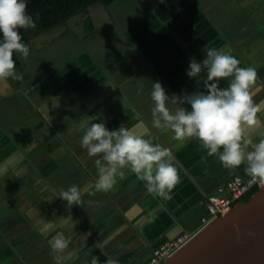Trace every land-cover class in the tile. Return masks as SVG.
<instances>
[{
    "label": "crops",
    "instance_id": "obj_1",
    "mask_svg": "<svg viewBox=\"0 0 264 264\" xmlns=\"http://www.w3.org/2000/svg\"><path fill=\"white\" fill-rule=\"evenodd\" d=\"M34 21L25 30L28 58L13 54L23 79L0 82V264H54L55 231L71 239L63 264H91L93 256L99 264H144L162 242L197 233L209 196L232 176H247L243 165L226 169L195 138L176 141L171 131L152 129L153 142L179 162L174 198L153 197L132 173L113 191L89 195L97 175L80 124L91 118L111 131L143 119L151 127L152 82L169 96L205 91L206 73L187 71L209 48L229 50L264 84V0H113L52 27ZM254 100H264V87ZM72 185L82 190V205L69 209L59 194ZM68 216L74 230L42 231L43 220Z\"/></svg>",
    "mask_w": 264,
    "mask_h": 264
},
{
    "label": "clouds",
    "instance_id": "obj_2",
    "mask_svg": "<svg viewBox=\"0 0 264 264\" xmlns=\"http://www.w3.org/2000/svg\"><path fill=\"white\" fill-rule=\"evenodd\" d=\"M36 23L27 12L26 0H0V82L9 79L22 80L16 71L13 58L19 53L27 59L29 47L22 42L20 29H34ZM240 61L227 49L209 48L202 62L190 61L187 75L198 78L206 73L205 91H196L183 96H169L160 82H152L151 127L139 119L132 127L121 126L109 130L105 123H94L86 118L80 124L84 135L81 147L92 158L97 179L89 195L108 193L115 189L119 180L128 173L135 175L153 197L171 201L173 192L181 184L177 168L179 163L170 148L153 142V131H171L173 139L185 141L195 138L207 150L208 156H217L229 170L244 166L250 177L249 183L264 185V120L258 114L264 112V100H254L255 90L264 87L258 84V72L254 67H241ZM221 81H227L221 87ZM177 104L189 107H176ZM100 119L99 116L95 120ZM259 137L258 142L254 137ZM82 190L77 185L61 189L59 198L68 208L82 205ZM44 233L75 224L72 217L42 221ZM78 223V221L76 222ZM71 243L64 231H55L49 245L54 264H63L64 253ZM91 264H99L93 256ZM106 264H118L108 258Z\"/></svg>",
    "mask_w": 264,
    "mask_h": 264
},
{
    "label": "water",
    "instance_id": "obj_3",
    "mask_svg": "<svg viewBox=\"0 0 264 264\" xmlns=\"http://www.w3.org/2000/svg\"><path fill=\"white\" fill-rule=\"evenodd\" d=\"M165 264H264V186L210 220Z\"/></svg>",
    "mask_w": 264,
    "mask_h": 264
},
{
    "label": "built area",
    "instance_id": "obj_4",
    "mask_svg": "<svg viewBox=\"0 0 264 264\" xmlns=\"http://www.w3.org/2000/svg\"><path fill=\"white\" fill-rule=\"evenodd\" d=\"M249 181V176L236 174L220 185L216 193L209 196L206 202L209 215L203 218L204 224L218 216L227 214L246 195H252L256 189L264 186L259 183H249ZM191 237V234L182 233L173 239L162 242L153 249L149 261L144 264H165L167 259L181 249Z\"/></svg>",
    "mask_w": 264,
    "mask_h": 264
},
{
    "label": "trees",
    "instance_id": "obj_5",
    "mask_svg": "<svg viewBox=\"0 0 264 264\" xmlns=\"http://www.w3.org/2000/svg\"><path fill=\"white\" fill-rule=\"evenodd\" d=\"M113 0H26L27 12L37 20L41 28L52 27L62 19L71 17L82 12L85 7L94 2L108 4ZM22 36V42L25 43L27 35L25 29L19 30ZM2 40V34H0ZM256 189L254 192H256ZM253 194V193H252ZM251 194L246 195L241 201H246Z\"/></svg>",
    "mask_w": 264,
    "mask_h": 264
}]
</instances>
